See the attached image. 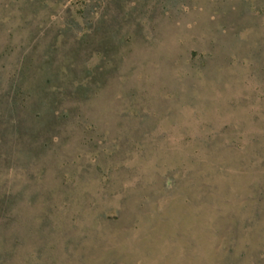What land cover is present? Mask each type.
Instances as JSON below:
<instances>
[{
	"label": "rangeland",
	"instance_id": "rangeland-1",
	"mask_svg": "<svg viewBox=\"0 0 264 264\" xmlns=\"http://www.w3.org/2000/svg\"><path fill=\"white\" fill-rule=\"evenodd\" d=\"M0 264H264V0H0Z\"/></svg>",
	"mask_w": 264,
	"mask_h": 264
}]
</instances>
